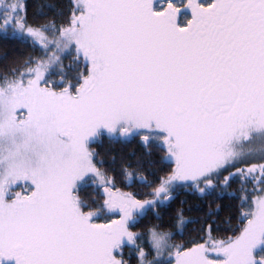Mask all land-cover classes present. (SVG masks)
Instances as JSON below:
<instances>
[{
    "label": "snow or ice",
    "instance_id": "1",
    "mask_svg": "<svg viewBox=\"0 0 264 264\" xmlns=\"http://www.w3.org/2000/svg\"><path fill=\"white\" fill-rule=\"evenodd\" d=\"M17 7L15 26L47 47L43 25L25 23L23 0ZM12 19L5 14L0 29ZM59 34L83 58L80 81L56 87L38 61L0 122V136L16 142L0 176V264H126L123 245L138 235L129 224L135 210L177 182L214 186L212 177L231 162L223 146L238 131L264 126V0H75ZM101 128L140 132L145 146L153 132L164 133L173 163L154 197L117 184L97 164L88 141ZM241 171L264 179V162L229 170L224 183ZM89 174L103 185L102 206L117 214L101 219L99 207L82 205L75 189ZM241 216L240 230L212 239L211 250L209 238L178 244L173 264H264L257 254L264 189ZM212 230L209 222L205 231ZM151 231L159 259L163 236Z\"/></svg>",
    "mask_w": 264,
    "mask_h": 264
},
{
    "label": "trees",
    "instance_id": "2",
    "mask_svg": "<svg viewBox=\"0 0 264 264\" xmlns=\"http://www.w3.org/2000/svg\"><path fill=\"white\" fill-rule=\"evenodd\" d=\"M26 5V24L43 25V28L53 25L56 31L67 24L74 7V0H23ZM21 0H0V19L11 13L19 16L21 10L17 7L13 12L12 5H19ZM14 22V21H13ZM12 27L0 29V83H4L21 73L25 68L45 60L49 52L28 38L13 35ZM84 66L74 51L62 57L61 67L47 75L54 81V86L62 87L63 81L72 80L75 85L80 81V71ZM85 73L87 69L85 68ZM62 78V79H61ZM140 135L122 140L104 135L101 140L92 142L94 159L108 175L115 177L117 184L129 188L143 197H154L153 188L162 173L172 166L166 159V149L160 140L152 138L147 146L139 139ZM264 160L246 164H229L225 170L214 175V186L207 187L204 181L198 184L191 181L176 183L169 186V191L161 193L160 202L150 204L148 210L139 219L130 224L138 235L134 245H123V255L126 264H173V259L158 262L150 241L153 227L158 232H170L169 243L175 248L178 244L192 240L209 238L221 239L231 236L240 230L244 222L241 210L251 207V197L256 189H264V179L258 172L241 171L230 182L224 183V175L231 169H247L250 165L259 166ZM131 170V176L128 175ZM203 189V191H201ZM84 207H99V218L111 216L101 202L104 193L100 187L91 183L80 185L76 191ZM165 197H168L165 199ZM247 197V199H244ZM211 222L212 233L205 231V226ZM146 249L143 259L139 250ZM259 254V252H257Z\"/></svg>",
    "mask_w": 264,
    "mask_h": 264
},
{
    "label": "rangeland",
    "instance_id": "3",
    "mask_svg": "<svg viewBox=\"0 0 264 264\" xmlns=\"http://www.w3.org/2000/svg\"><path fill=\"white\" fill-rule=\"evenodd\" d=\"M12 16H13L12 22L8 24V26L12 27L13 29L11 34L24 37V38H28L31 41L35 42L36 44L40 45L41 47L45 48L49 52V57L43 60L47 62V64L49 65L47 75L50 72L57 70L58 68L61 67L62 57L65 54H67L70 51L75 52L74 46L70 44L67 39H61L59 31H56L53 25L48 26L46 28H42V31L45 33V36H46L43 42L45 45H47V47H45L41 44V42L36 37L27 33L25 30H22V29L18 30V28L15 25H16V17L19 16V13H17L16 15H12ZM81 59L83 60L82 57ZM35 64L31 66H34ZM29 67L30 66L25 68V70H23L21 73H19L14 78H11L4 83H0V122H3L6 119L11 109V105L14 99V87L18 85L21 80H25V81L27 80L28 75H29L27 72V69ZM163 134L164 133L157 131V132H153L151 134V137L156 140H160V144H162L165 147L164 143L160 139V137ZM104 135L108 137L116 138V139L126 140L134 136L140 135V132H134L131 136H121L118 132L113 134V133H109L106 129L101 128L96 133V135L89 138V141H88L89 148L92 142L101 140ZM18 140H19V136L16 137V141ZM15 147H16V142H14L11 136H0V162H2L0 163V176H2L4 172L6 171L7 169V159L6 158L9 157V155L15 150ZM223 151L231 155L230 164L232 165L246 164L248 162H257L260 160H264V126L253 125L241 131H238L236 135L234 136V138L229 143L223 146ZM166 159L172 162V160L168 158L167 156H166ZM86 183H91L95 185L97 188L100 187V190L103 192V185L99 183L96 176L91 175V174L85 176L83 179L77 182L75 191H77L80 185H83ZM177 183H183V182H177ZM20 187L22 186L15 185L14 190L19 189ZM29 187H31V185H29ZM158 202H160V197L155 199L154 204H157ZM149 207H150V204H148L143 209L135 210L133 218L130 220L129 224H132L134 221L139 219V217H141L148 210ZM105 209H106L105 212L107 214H111V215L117 214V213L110 211L107 208ZM157 234L159 236H163V241H162V247L160 249L159 259L153 258V260L155 259L156 261L161 262V261H165L166 259H174L172 256L169 255V253L174 249L172 248L173 246L169 243V236L165 235V233H161L158 231H157ZM150 241L152 243L154 252H156V249L154 248V243L152 240V231L150 232ZM127 244L134 245L135 243L130 244L127 241H125L124 245H127ZM208 247L211 250L215 246L211 244ZM257 252H259L258 255H264V245H261L257 249ZM142 259L144 263L145 262L144 257ZM147 263H150V261L145 262L144 264H147ZM9 264H14V261L9 262Z\"/></svg>",
    "mask_w": 264,
    "mask_h": 264
},
{
    "label": "crops",
    "instance_id": "4",
    "mask_svg": "<svg viewBox=\"0 0 264 264\" xmlns=\"http://www.w3.org/2000/svg\"><path fill=\"white\" fill-rule=\"evenodd\" d=\"M147 264H152V263H147Z\"/></svg>",
    "mask_w": 264,
    "mask_h": 264
},
{
    "label": "bare ground",
    "instance_id": "5",
    "mask_svg": "<svg viewBox=\"0 0 264 264\" xmlns=\"http://www.w3.org/2000/svg\"><path fill=\"white\" fill-rule=\"evenodd\" d=\"M19 30V29H18ZM50 69V68H49ZM25 74V73H24Z\"/></svg>",
    "mask_w": 264,
    "mask_h": 264
}]
</instances>
